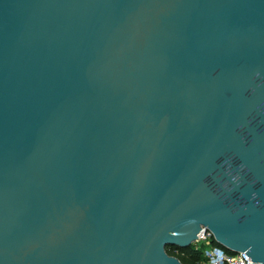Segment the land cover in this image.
I'll return each instance as SVG.
<instances>
[{
    "label": "water",
    "instance_id": "1",
    "mask_svg": "<svg viewBox=\"0 0 264 264\" xmlns=\"http://www.w3.org/2000/svg\"><path fill=\"white\" fill-rule=\"evenodd\" d=\"M202 228L264 264V0H0V264Z\"/></svg>",
    "mask_w": 264,
    "mask_h": 264
},
{
    "label": "built area",
    "instance_id": "2",
    "mask_svg": "<svg viewBox=\"0 0 264 264\" xmlns=\"http://www.w3.org/2000/svg\"><path fill=\"white\" fill-rule=\"evenodd\" d=\"M192 245L195 249L203 251L205 264H251V259L246 253L229 255L222 248L214 245L211 232L205 228L201 229Z\"/></svg>",
    "mask_w": 264,
    "mask_h": 264
},
{
    "label": "trees",
    "instance_id": "3",
    "mask_svg": "<svg viewBox=\"0 0 264 264\" xmlns=\"http://www.w3.org/2000/svg\"><path fill=\"white\" fill-rule=\"evenodd\" d=\"M213 244L219 246L215 241ZM221 247V246H219ZM227 254L232 255L233 252L221 247ZM166 252L169 255L175 256L184 264H205L206 258L203 255V251L195 249L193 245L186 248H179L176 246H166Z\"/></svg>",
    "mask_w": 264,
    "mask_h": 264
}]
</instances>
